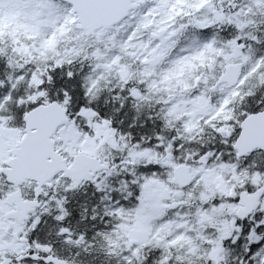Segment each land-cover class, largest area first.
<instances>
[{
    "label": "snow or ice",
    "instance_id": "snow-or-ice-1",
    "mask_svg": "<svg viewBox=\"0 0 264 264\" xmlns=\"http://www.w3.org/2000/svg\"><path fill=\"white\" fill-rule=\"evenodd\" d=\"M0 264H264V0H0Z\"/></svg>",
    "mask_w": 264,
    "mask_h": 264
}]
</instances>
